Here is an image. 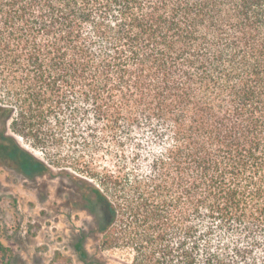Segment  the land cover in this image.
Returning a JSON list of instances; mask_svg holds the SVG:
<instances>
[{
	"label": "trees",
	"instance_id": "1",
	"mask_svg": "<svg viewBox=\"0 0 264 264\" xmlns=\"http://www.w3.org/2000/svg\"><path fill=\"white\" fill-rule=\"evenodd\" d=\"M0 124L125 264H264V0H0Z\"/></svg>",
	"mask_w": 264,
	"mask_h": 264
},
{
	"label": "rangeland",
	"instance_id": "2",
	"mask_svg": "<svg viewBox=\"0 0 264 264\" xmlns=\"http://www.w3.org/2000/svg\"><path fill=\"white\" fill-rule=\"evenodd\" d=\"M91 169L50 168L27 176L0 165V242L9 250L10 264L127 262L126 253L103 247L101 228L109 217L98 202L83 198L76 177Z\"/></svg>",
	"mask_w": 264,
	"mask_h": 264
}]
</instances>
